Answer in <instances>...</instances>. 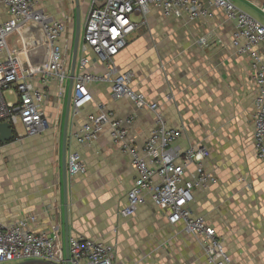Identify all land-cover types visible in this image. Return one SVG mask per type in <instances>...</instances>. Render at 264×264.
Returning <instances> with one entry per match:
<instances>
[{
    "label": "crops",
    "instance_id": "obj_1",
    "mask_svg": "<svg viewBox=\"0 0 264 264\" xmlns=\"http://www.w3.org/2000/svg\"><path fill=\"white\" fill-rule=\"evenodd\" d=\"M63 6L58 13L50 3L46 8L63 19L67 15ZM211 10L212 17L196 21L167 18L156 8L146 16L136 15V29L113 61L118 72L134 74L133 90L158 103L169 128L183 129L176 143L182 151L192 145L210 150L206 169L215 174L216 183L195 192L193 212L205 217L224 238L232 264H264V160L258 158L253 136L257 88L249 58L238 55L232 45L235 24L221 10ZM92 63L94 73L107 72L106 63L95 56ZM68 86L69 81L61 128L56 119L49 131L13 146L15 151H27L31 170L0 167V221L4 224L37 215L35 230L44 232L57 217L65 238L62 142ZM91 91L95 103L104 104L115 118L135 117L130 137L143 148L156 125L155 114L138 109L129 99L114 100L110 83L92 85ZM47 109L54 110L52 105ZM93 111L90 106L69 121L67 158L71 150H78L87 166L83 175L68 173L70 237L114 244L117 264H144V255L158 253L162 254L160 264H174L168 241L175 244L187 238L193 242L188 253L194 256L197 248L206 264L199 245L171 228L166 211L150 198L135 216H119L136 171L113 142L109 128L91 147L74 140V133ZM15 140L1 143L0 148ZM168 234L170 238H163Z\"/></svg>",
    "mask_w": 264,
    "mask_h": 264
},
{
    "label": "built area",
    "instance_id": "obj_2",
    "mask_svg": "<svg viewBox=\"0 0 264 264\" xmlns=\"http://www.w3.org/2000/svg\"><path fill=\"white\" fill-rule=\"evenodd\" d=\"M49 3L50 0H0V124H9L15 139L48 131V106L61 112L66 97L75 22H71L69 14L56 19L46 8ZM212 7L235 24L232 45L238 55L250 60L257 88L254 147L258 158L264 160V23L231 0H91L79 47L71 118L75 120L93 106L94 111L74 133V140L80 146L91 147L109 128L113 142L129 157L136 178L127 192L126 205L119 211L121 218L135 216L150 198L166 211L171 228L179 229L180 235L191 237L199 245L206 264H232L224 238L205 217L192 210L195 192L216 183L215 174L206 169L210 150L192 145L182 151L176 143L183 129L169 128L158 103L133 90L134 74L118 72L113 61L136 29V15L146 16L151 8H156L167 18L206 20L213 16ZM205 42L200 40L201 44ZM94 56L106 63L105 74L92 71ZM100 83L111 84L114 100L129 99L138 109L155 114L156 125L143 148H138L130 137L134 116L118 119L104 104L95 103L91 86ZM5 92L15 96V100H7ZM67 170L71 177L86 173V163L78 150L70 151ZM38 222L37 215L9 224L0 221V264L66 263L60 219L56 217L44 232L35 230ZM69 251L71 264H117L116 246L98 239L70 237Z\"/></svg>",
    "mask_w": 264,
    "mask_h": 264
},
{
    "label": "rangeland",
    "instance_id": "obj_3",
    "mask_svg": "<svg viewBox=\"0 0 264 264\" xmlns=\"http://www.w3.org/2000/svg\"><path fill=\"white\" fill-rule=\"evenodd\" d=\"M233 2H235V4L241 8L242 10H244L245 12H247L248 14H250L251 16L255 17L256 19H258L259 21H261L262 23H264V0H231ZM91 0H80V10H81V42L83 40L84 34H85V21H86V15L90 6ZM62 4L64 5L63 8L65 7V11L67 14H69L70 16H72V20L71 22H75V4L73 0H50V6L51 9H53L54 11H56L57 13L58 11V7L61 5L60 9L62 8ZM49 11V10H48ZM56 19H60L59 17H56ZM71 32V29H69V34ZM12 45H15V42H11ZM66 84H68V82H66ZM5 97L7 100H15V96H11L8 92H5ZM65 106V105H64ZM48 115H49V119L51 122L50 128L48 129V131L55 125H53V122L58 119V127L59 129L61 128V124H62V110L61 112H57L56 110H52V112L48 111ZM47 132V131H46ZM60 132V130H59ZM17 140V141H16ZM16 143L9 145L7 147H3L0 148V167H12V168H16V167H24V168H28V170H31V157L28 156V154L26 153V150H20V152H18V150L16 149L17 146H22L24 140L23 139H16ZM1 144V143H0ZM15 146L16 151L13 149ZM1 147V146H0ZM170 238L171 236L168 235H164L163 238ZM168 247H170L169 250V259L174 260V264H203L204 263V259L202 258V255L199 254V250L197 251V248H195V253L194 256L193 254H189L188 253V247H192L193 246V242L189 239H185V238H181V240H179L178 242H176L175 244H173L172 242L168 241ZM195 242V241H194ZM195 245V244H194ZM145 252H147V250H144ZM192 251V250H189ZM191 253V252H190ZM143 255V254H142ZM161 253H158V256H160V258L157 255H147V256H143V263L144 264H160V262H162V258H161ZM193 256V257H192ZM196 261V262H195ZM195 262V263H194ZM11 264V263H9ZM13 264V263H12Z\"/></svg>",
    "mask_w": 264,
    "mask_h": 264
},
{
    "label": "water",
    "instance_id": "obj_4",
    "mask_svg": "<svg viewBox=\"0 0 264 264\" xmlns=\"http://www.w3.org/2000/svg\"><path fill=\"white\" fill-rule=\"evenodd\" d=\"M75 4V35L73 43V52L71 59V71L69 78L68 94L66 99V108L64 114V126H63V142H62V170H63V200H64V233H65V256L66 263H70V230H69V218H68V170H67V140L69 121L71 117L72 101H73V87L74 79L77 70V63L79 57V47L81 42V10L80 0H73ZM15 140V134L9 124H0V143L6 145ZM18 264H58L48 261H26Z\"/></svg>",
    "mask_w": 264,
    "mask_h": 264
},
{
    "label": "trees",
    "instance_id": "obj_5",
    "mask_svg": "<svg viewBox=\"0 0 264 264\" xmlns=\"http://www.w3.org/2000/svg\"><path fill=\"white\" fill-rule=\"evenodd\" d=\"M74 33H75V29H74Z\"/></svg>",
    "mask_w": 264,
    "mask_h": 264
}]
</instances>
